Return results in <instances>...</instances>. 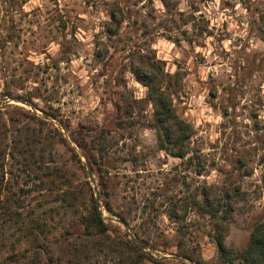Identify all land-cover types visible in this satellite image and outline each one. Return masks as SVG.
<instances>
[{"label": "rangeland", "instance_id": "374dc122", "mask_svg": "<svg viewBox=\"0 0 264 264\" xmlns=\"http://www.w3.org/2000/svg\"><path fill=\"white\" fill-rule=\"evenodd\" d=\"M149 77L192 129L183 159ZM205 188L244 249L264 221V0H0V264H124L121 241L217 264ZM91 195L107 236L80 225Z\"/></svg>", "mask_w": 264, "mask_h": 264}, {"label": "trees", "instance_id": "16d2710c", "mask_svg": "<svg viewBox=\"0 0 264 264\" xmlns=\"http://www.w3.org/2000/svg\"><path fill=\"white\" fill-rule=\"evenodd\" d=\"M111 22L112 26L115 28L119 25V21L116 20L114 12L111 14ZM142 82L147 87V96L152 104V128L157 132L161 148L171 157L180 159L185 158L187 154V143L192 134L190 125L176 116L169 95L157 85L155 77H149ZM50 116L53 117L54 115ZM96 137L102 139V134H98ZM61 140L66 144L63 139ZM75 142L78 143V141ZM78 144L80 145V143ZM202 196L203 204L200 205V208H202L201 210L206 211L212 219L217 218L214 221L215 236L213 238L217 249V264H264V221H260L252 227L248 243L244 249L237 250L233 247H229L226 244V236L228 224L230 222V212L232 210L230 202L226 203L227 205L223 209L222 215L218 216L220 210L218 208L221 207L222 197L215 195L212 188H205L202 191ZM223 196L229 199L230 196H232V198L235 197V194L234 192H231V194L226 192ZM60 200L66 202V195H62ZM91 204V211L87 216L81 217L80 225L84 227V230L86 229L89 232V235L95 233L107 236L109 229L104 224V220L97 210L93 195H91ZM216 206L218 207L214 208ZM105 208L107 211H110L107 205ZM31 235L35 238L33 233H31ZM121 244L127 247L131 254L128 261L124 264H161L157 259L152 258L140 250L131 241H121ZM188 258L193 260L191 257ZM20 260H22V264H41V261L34 257H32L30 263L26 261L28 260L26 257H21ZM20 260H17L19 264L21 262ZM195 263L203 264L199 261H195ZM53 264H60V262L57 259ZM119 264L123 263L119 262Z\"/></svg>", "mask_w": 264, "mask_h": 264}, {"label": "clouds", "instance_id": "9594fccd", "mask_svg": "<svg viewBox=\"0 0 264 264\" xmlns=\"http://www.w3.org/2000/svg\"><path fill=\"white\" fill-rule=\"evenodd\" d=\"M244 239V233L241 232L237 227L233 226L229 230V234L226 237V242L241 244Z\"/></svg>", "mask_w": 264, "mask_h": 264}, {"label": "water", "instance_id": "95a60500", "mask_svg": "<svg viewBox=\"0 0 264 264\" xmlns=\"http://www.w3.org/2000/svg\"><path fill=\"white\" fill-rule=\"evenodd\" d=\"M85 165H86V170H87V173H88V177H89V179H91L92 178L91 170H90L89 166L86 163H85Z\"/></svg>", "mask_w": 264, "mask_h": 264}]
</instances>
